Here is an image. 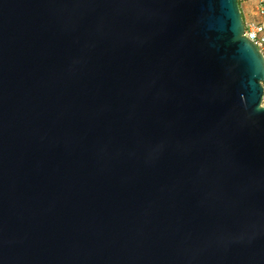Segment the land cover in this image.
Wrapping results in <instances>:
<instances>
[{
	"label": "water",
	"instance_id": "water-1",
	"mask_svg": "<svg viewBox=\"0 0 264 264\" xmlns=\"http://www.w3.org/2000/svg\"><path fill=\"white\" fill-rule=\"evenodd\" d=\"M238 0H0V264H264V56Z\"/></svg>",
	"mask_w": 264,
	"mask_h": 264
},
{
	"label": "built area",
	"instance_id": "built-area-1",
	"mask_svg": "<svg viewBox=\"0 0 264 264\" xmlns=\"http://www.w3.org/2000/svg\"><path fill=\"white\" fill-rule=\"evenodd\" d=\"M238 1L240 2L242 0H238ZM257 14L259 20L244 21L245 23L244 36L249 41H251L264 56V0L258 1ZM262 105L264 106V99Z\"/></svg>",
	"mask_w": 264,
	"mask_h": 264
},
{
	"label": "crops",
	"instance_id": "crops-1",
	"mask_svg": "<svg viewBox=\"0 0 264 264\" xmlns=\"http://www.w3.org/2000/svg\"><path fill=\"white\" fill-rule=\"evenodd\" d=\"M258 1L259 0H242L239 2V6L241 8L244 21L259 20L257 14Z\"/></svg>",
	"mask_w": 264,
	"mask_h": 264
}]
</instances>
